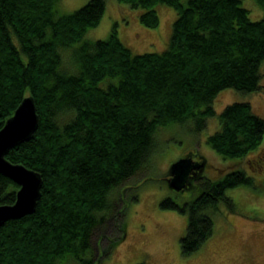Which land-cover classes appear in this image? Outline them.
Here are the masks:
<instances>
[{
  "label": "trees",
  "instance_id": "obj_1",
  "mask_svg": "<svg viewBox=\"0 0 264 264\" xmlns=\"http://www.w3.org/2000/svg\"><path fill=\"white\" fill-rule=\"evenodd\" d=\"M117 1L141 8L148 27L159 24L156 4L174 8L167 48L133 54L115 26L105 39H83L105 0L61 15L57 0H0V128L25 96L39 114L32 136L5 157L42 177L34 211L0 225V264H97L100 227L126 186L153 167L160 130L192 122L200 131L221 90L262 88L264 0H256L258 20L241 0ZM218 121L207 143L224 158L241 160L261 145L264 119L248 102L226 105ZM194 180L189 202H161L188 215L184 256L212 235L219 205L235 210L227 189L254 183L241 169ZM18 188L0 173V205Z\"/></svg>",
  "mask_w": 264,
  "mask_h": 264
},
{
  "label": "rangeland",
  "instance_id": "obj_2",
  "mask_svg": "<svg viewBox=\"0 0 264 264\" xmlns=\"http://www.w3.org/2000/svg\"><path fill=\"white\" fill-rule=\"evenodd\" d=\"M87 1L57 0L56 14L73 12ZM241 4L249 10L251 20L262 17V8L256 0H241ZM155 9L159 24L148 27L140 21L141 8L105 0L100 22L83 39H105L115 26L120 41L133 54L161 52L168 46L176 11L162 3L156 4ZM63 55L66 59L67 52ZM261 70L260 91L243 93L226 88L216 95L215 115L207 119L204 129L195 130L194 123L190 122L160 130L153 167L126 186L117 197V210L110 211L100 227L102 240L94 244L97 264H264V137L259 148L241 160L224 158L207 143V137L219 129L218 114L230 103L248 102L253 112L264 119V60ZM187 156L204 162L199 176L216 180L227 172L241 169L254 183L227 189L226 195L233 199L235 210L219 205L213 213L212 235L197 251L184 256L180 240L186 232L188 215L173 207H164L161 202L170 199L182 205L194 196V179L180 190L168 184L171 165ZM119 221L121 227H118Z\"/></svg>",
  "mask_w": 264,
  "mask_h": 264
},
{
  "label": "water",
  "instance_id": "obj_3",
  "mask_svg": "<svg viewBox=\"0 0 264 264\" xmlns=\"http://www.w3.org/2000/svg\"><path fill=\"white\" fill-rule=\"evenodd\" d=\"M39 114L32 95L25 96L0 128V173L19 185L15 201L0 205V225L9 219L20 218L32 213L41 195L42 177L39 172L13 163L5 156L9 149L28 140L35 132ZM204 167V162L193 156L175 161L169 170V187L180 190L186 187L195 170ZM202 170V169H201Z\"/></svg>",
  "mask_w": 264,
  "mask_h": 264
},
{
  "label": "flooded vegetation",
  "instance_id": "obj_4",
  "mask_svg": "<svg viewBox=\"0 0 264 264\" xmlns=\"http://www.w3.org/2000/svg\"><path fill=\"white\" fill-rule=\"evenodd\" d=\"M202 169V168H201ZM201 169L195 170L194 174L191 175V179H194L195 177H197L201 171Z\"/></svg>",
  "mask_w": 264,
  "mask_h": 264
}]
</instances>
